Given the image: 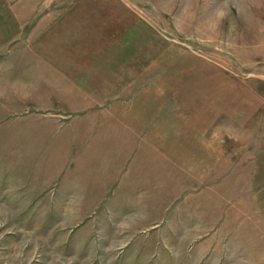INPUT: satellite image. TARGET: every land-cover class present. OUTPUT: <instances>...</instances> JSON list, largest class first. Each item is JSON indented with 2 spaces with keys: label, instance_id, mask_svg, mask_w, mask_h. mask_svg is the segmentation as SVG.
<instances>
[{
  "label": "rangeland",
  "instance_id": "rangeland-1",
  "mask_svg": "<svg viewBox=\"0 0 264 264\" xmlns=\"http://www.w3.org/2000/svg\"><path fill=\"white\" fill-rule=\"evenodd\" d=\"M0 7V264H264V0Z\"/></svg>",
  "mask_w": 264,
  "mask_h": 264
},
{
  "label": "crops",
  "instance_id": "crops-1",
  "mask_svg": "<svg viewBox=\"0 0 264 264\" xmlns=\"http://www.w3.org/2000/svg\"><path fill=\"white\" fill-rule=\"evenodd\" d=\"M0 12H2L1 7H0ZM1 19H2V14H0V21H1Z\"/></svg>",
  "mask_w": 264,
  "mask_h": 264
}]
</instances>
